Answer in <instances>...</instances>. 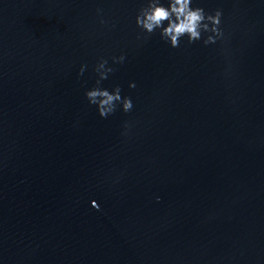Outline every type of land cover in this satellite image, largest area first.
I'll use <instances>...</instances> for the list:
<instances>
[{"label":"water","instance_id":"obj_1","mask_svg":"<svg viewBox=\"0 0 264 264\" xmlns=\"http://www.w3.org/2000/svg\"><path fill=\"white\" fill-rule=\"evenodd\" d=\"M0 264H264V0H0Z\"/></svg>","mask_w":264,"mask_h":264}]
</instances>
